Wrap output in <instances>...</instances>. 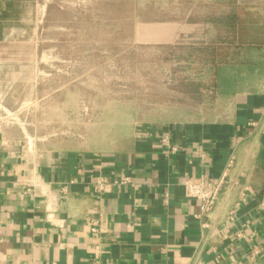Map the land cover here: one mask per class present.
I'll list each match as a JSON object with an SVG mask.
<instances>
[{"label": "crops", "instance_id": "1", "mask_svg": "<svg viewBox=\"0 0 264 264\" xmlns=\"http://www.w3.org/2000/svg\"><path fill=\"white\" fill-rule=\"evenodd\" d=\"M247 59L218 64L187 118L139 127L110 150L0 104V264H264V46ZM230 160L216 204L196 218L184 180H216ZM98 177L109 181L101 193Z\"/></svg>", "mask_w": 264, "mask_h": 264}, {"label": "rangeland", "instance_id": "2", "mask_svg": "<svg viewBox=\"0 0 264 264\" xmlns=\"http://www.w3.org/2000/svg\"><path fill=\"white\" fill-rule=\"evenodd\" d=\"M5 8L0 104L98 150L207 103L216 63L239 57L227 47L231 14L245 40L264 37V7L235 0H0Z\"/></svg>", "mask_w": 264, "mask_h": 264}, {"label": "built area", "instance_id": "3", "mask_svg": "<svg viewBox=\"0 0 264 264\" xmlns=\"http://www.w3.org/2000/svg\"><path fill=\"white\" fill-rule=\"evenodd\" d=\"M160 142L164 148H166L170 153H176L178 151V146L173 145L171 143L170 137L168 135H162L160 138ZM232 161L230 160L225 170L222 172L220 177L216 180L207 181L203 176L197 178H187L184 180V186L186 188V195L190 200H193L198 205V213L196 214V218H202L207 216L211 210L213 209L214 205L216 204L222 188L225 184L226 178L228 176V169L231 167ZM130 179L127 177L124 180L115 182L125 183L128 182ZM108 179L105 177H98L96 179L94 185V191L97 193H101L106 184L108 183ZM240 200L244 201L245 198H240ZM239 205V203H238ZM264 207V205H263ZM234 212L230 216V220L234 219L232 216ZM91 232H99L101 231L100 222L98 220H92L90 225ZM236 236L242 237V233L240 231L237 232Z\"/></svg>", "mask_w": 264, "mask_h": 264}, {"label": "trees", "instance_id": "4", "mask_svg": "<svg viewBox=\"0 0 264 264\" xmlns=\"http://www.w3.org/2000/svg\"><path fill=\"white\" fill-rule=\"evenodd\" d=\"M16 1V0H13ZM11 5V4H9ZM8 16L7 14V9H3L0 11V38L3 36L4 33V19L5 17ZM231 18L233 20H231ZM225 20L224 22H227L226 24L229 26L228 34L231 36L230 41H228V46L227 47H233L234 50L236 51V55L239 56L236 59H232L231 61L228 60H223L219 61L218 64L221 63H230V62H247V56L248 54L256 49L261 48L264 46V37H260L259 39H252V40H245L243 38V32L239 29L238 26L241 25L240 21L241 18L238 14L234 13L231 14V16ZM215 47V46H213ZM215 64V65H216Z\"/></svg>", "mask_w": 264, "mask_h": 264}]
</instances>
